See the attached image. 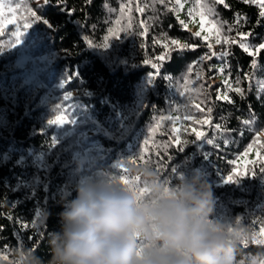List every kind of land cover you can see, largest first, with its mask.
<instances>
[{
    "label": "trees",
    "instance_id": "1",
    "mask_svg": "<svg viewBox=\"0 0 264 264\" xmlns=\"http://www.w3.org/2000/svg\"><path fill=\"white\" fill-rule=\"evenodd\" d=\"M262 12L264 0H0V264L22 251L46 264L77 184L129 183L127 164L143 162L170 185L207 182L235 264H264ZM196 17L215 38L184 27Z\"/></svg>",
    "mask_w": 264,
    "mask_h": 264
},
{
    "label": "clouds",
    "instance_id": "2",
    "mask_svg": "<svg viewBox=\"0 0 264 264\" xmlns=\"http://www.w3.org/2000/svg\"><path fill=\"white\" fill-rule=\"evenodd\" d=\"M126 172L129 183L77 184L49 236L46 264H235L236 239L213 218L207 182L193 174L170 185L150 162L129 163ZM18 260L45 264L31 251Z\"/></svg>",
    "mask_w": 264,
    "mask_h": 264
},
{
    "label": "rangeland",
    "instance_id": "3",
    "mask_svg": "<svg viewBox=\"0 0 264 264\" xmlns=\"http://www.w3.org/2000/svg\"><path fill=\"white\" fill-rule=\"evenodd\" d=\"M185 28H191L194 29L196 32H200V35L203 36L206 39L215 38V34L213 33V29L211 26H208L206 24V20L203 17H196L192 19L190 23L184 24ZM263 136V134H261ZM258 150L255 147H252L249 150V155L242 154L240 155L235 161V168L234 171L238 172L240 167H244L246 164H248L251 160L255 159L258 156ZM227 180V178H226Z\"/></svg>",
    "mask_w": 264,
    "mask_h": 264
},
{
    "label": "snow or ice",
    "instance_id": "4",
    "mask_svg": "<svg viewBox=\"0 0 264 264\" xmlns=\"http://www.w3.org/2000/svg\"><path fill=\"white\" fill-rule=\"evenodd\" d=\"M44 2H45V3H49L50 0H44ZM217 2H219V3H223V0H217ZM177 3H179V0H177ZM225 6H227V5H225ZM9 11H11V9H9ZM33 15H35V13H33ZM261 15L264 16V12H262ZM36 18H37V17H36ZM195 35H196V36H200V32H199V31L196 32ZM218 42H219V41H218ZM172 43H173L174 45H177V47L180 48V49H184V48L192 47L191 45H187V44H185V45H179L177 41H172ZM241 46L245 48V51H248V47H247L246 45L241 44ZM260 47H261V48H264V44H261ZM225 54H227V53H225ZM249 54L251 55L252 53L250 52ZM161 59H164V57H161ZM237 91H239V89H237ZM67 98H68V97H66V99H67ZM223 98H224V99H229L227 96H224ZM209 111H210V109H209ZM57 122H58V121L49 120V124H54V123H57ZM198 135H199V134H198ZM228 180L230 181L231 178H229Z\"/></svg>",
    "mask_w": 264,
    "mask_h": 264
}]
</instances>
